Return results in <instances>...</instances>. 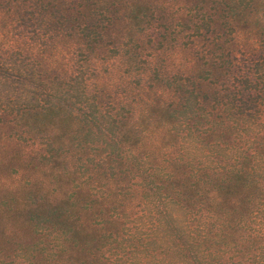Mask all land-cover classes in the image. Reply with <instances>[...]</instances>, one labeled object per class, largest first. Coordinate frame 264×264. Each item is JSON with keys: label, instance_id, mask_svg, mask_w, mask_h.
<instances>
[{"label": "rangeland", "instance_id": "rangeland-1", "mask_svg": "<svg viewBox=\"0 0 264 264\" xmlns=\"http://www.w3.org/2000/svg\"><path fill=\"white\" fill-rule=\"evenodd\" d=\"M132 1L0 0V177L8 174L2 182L33 176L16 162L50 152L44 142L59 133L43 132L33 120L48 107L77 115V131L63 140L83 145L59 153L69 167L81 156L80 170L91 177L110 170L102 160L108 154L135 153L123 145V121L136 134L157 129L147 135L182 156L184 169L213 162L205 133L184 129L197 116L176 113L174 123L155 127L143 118L148 106H234L264 115V0L235 1L232 15L224 7L229 0H214L209 9L191 0H135L138 24L128 22ZM214 63L209 81L205 69ZM206 82L211 89L204 93ZM131 176L120 178L126 184Z\"/></svg>", "mask_w": 264, "mask_h": 264}, {"label": "trees", "instance_id": "trees-1", "mask_svg": "<svg viewBox=\"0 0 264 264\" xmlns=\"http://www.w3.org/2000/svg\"><path fill=\"white\" fill-rule=\"evenodd\" d=\"M191 1L209 9L214 0ZM235 1L224 6L231 15ZM139 6L127 4L128 22L143 21ZM217 69L210 64L206 79ZM202 87L209 92L210 82ZM210 107L148 106L143 118L157 127L174 123L176 113L197 116L184 129L205 133L203 145L217 155L213 162L184 169L182 156L148 136L157 129L136 134L123 121V145L135 153L108 154L102 160L110 170L93 177L80 170L81 156L70 168L59 153L74 142L83 145L63 140L77 115L38 111L33 120L41 131L59 134L46 138L48 154L16 162L33 176L5 184L8 174H1L0 264H264V115ZM129 173L125 184L120 176Z\"/></svg>", "mask_w": 264, "mask_h": 264}]
</instances>
